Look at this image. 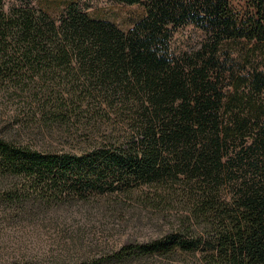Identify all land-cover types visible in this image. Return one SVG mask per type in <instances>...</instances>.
I'll list each match as a JSON object with an SVG mask.
<instances>
[{"label": "trees", "instance_id": "obj_1", "mask_svg": "<svg viewBox=\"0 0 264 264\" xmlns=\"http://www.w3.org/2000/svg\"><path fill=\"white\" fill-rule=\"evenodd\" d=\"M115 1L145 17L124 32L74 3L54 18L0 0V96L12 110L0 177L29 182L12 202L168 200L178 225L119 259L264 264V130L245 141L252 123L264 126V71L249 67L264 50V0L245 19L230 0ZM187 25L202 38L175 54Z\"/></svg>", "mask_w": 264, "mask_h": 264}, {"label": "rangeland", "instance_id": "obj_2", "mask_svg": "<svg viewBox=\"0 0 264 264\" xmlns=\"http://www.w3.org/2000/svg\"><path fill=\"white\" fill-rule=\"evenodd\" d=\"M5 8L30 6L57 18L74 3L91 18L114 24L127 32L145 17L141 6H127L115 0H4ZM252 0H230V8L241 19L253 15ZM201 32L191 25L174 32L172 49L175 54L195 46ZM244 46H233L237 52ZM249 67L264 71V50L258 47ZM0 96V137H8L12 110ZM252 123L245 141L254 143L264 130L262 123ZM238 149L229 154L237 158ZM255 161L261 160L252 156ZM226 160V159H225ZM264 160V159H263ZM29 182L25 179L0 177V264H191L186 254L173 257L130 255L119 259L125 247L142 245L162 239L178 225L177 207L168 200L160 209L143 203L137 193L113 195L102 199L72 201L66 197L61 204L46 202V197L26 199L23 204L12 202L10 192ZM72 199V198H71ZM59 201V200H57ZM177 218V219H176ZM173 226V227H172Z\"/></svg>", "mask_w": 264, "mask_h": 264}]
</instances>
